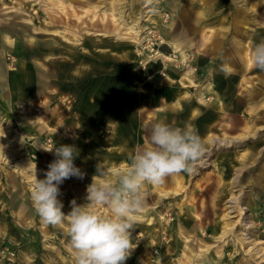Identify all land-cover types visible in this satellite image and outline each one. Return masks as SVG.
<instances>
[{
  "label": "rangeland",
  "instance_id": "1",
  "mask_svg": "<svg viewBox=\"0 0 264 264\" xmlns=\"http://www.w3.org/2000/svg\"><path fill=\"white\" fill-rule=\"evenodd\" d=\"M183 1L160 0L154 14L146 0H0V264H73L67 222L44 224L30 198L31 182L44 179L57 159L54 151L45 149L72 145L77 150L74 164L83 179L72 177L59 186L58 199L67 214L72 200L87 203L93 177L96 183L112 182L114 173L127 166L129 152L148 143L152 124L164 121L166 113L152 106L162 107L161 96L156 102L151 92L158 85L169 89L164 80L169 70L181 73L178 80L192 88L184 89L183 98L197 96L193 88L200 86L199 103L209 99L205 109L193 99L191 108L199 110L183 125L194 127L199 135L211 117L213 97L206 99L210 90L205 81L212 70L213 88L218 94L231 89L228 99L236 103L234 110H225L222 121L214 118L207 127L206 135L216 142L207 139L204 159L197 171L184 174L181 186L175 185V175L161 185H146L145 207L132 232L136 247L125 264H264V103L246 119L248 110L241 100V83L255 85L264 71L252 65L245 71L240 63L238 71L227 73L218 71L217 62H193L201 45L194 44L201 39L197 35L208 37L214 26L200 25L198 17L183 19L190 8ZM189 6L202 11L197 1ZM259 12L257 29L264 26V12ZM147 20L155 24L148 27L153 37L142 34ZM123 27H133L138 34L123 38ZM114 28L121 32L114 34ZM4 35L16 41L14 47ZM154 36L184 43L180 47L187 63L180 65L178 51L174 62L167 46L159 50L163 58L155 56L158 51L151 53L157 47ZM48 40L54 45L46 46ZM229 81L232 86L227 88ZM182 83L178 87L184 88ZM145 102L149 109L141 118ZM246 122L251 126L243 130ZM166 191L173 195L168 197ZM234 197L238 200L232 210L229 200ZM238 203L248 208V230L240 224ZM166 210L175 217L166 229L168 245L161 242L164 219H158ZM185 247L196 255L192 262L184 256Z\"/></svg>",
  "mask_w": 264,
  "mask_h": 264
},
{
  "label": "clouds",
  "instance_id": "2",
  "mask_svg": "<svg viewBox=\"0 0 264 264\" xmlns=\"http://www.w3.org/2000/svg\"><path fill=\"white\" fill-rule=\"evenodd\" d=\"M146 4L152 13L159 11L160 0H146ZM251 64L264 71V42L252 50ZM45 150L54 151L57 159L49 164L44 179L35 178L30 184L35 213L46 225L67 222L73 264H125L136 247L132 232L145 207L146 185H161L172 175L193 174L208 149L194 127L155 122L148 143L129 152L127 166L114 173L113 181L96 183L93 177L87 203L78 205L72 200L67 214L58 199L59 186L72 177L83 179L84 174L74 164L77 150L72 145Z\"/></svg>",
  "mask_w": 264,
  "mask_h": 264
},
{
  "label": "crops",
  "instance_id": "3",
  "mask_svg": "<svg viewBox=\"0 0 264 264\" xmlns=\"http://www.w3.org/2000/svg\"><path fill=\"white\" fill-rule=\"evenodd\" d=\"M194 1L195 2L197 1L199 3L202 11H194L193 7L189 6ZM183 2L186 4H189L187 6L190 7L188 8L189 12H187L189 14L184 12L185 15L183 19H187L185 17L186 15H189L188 18L191 19V21L193 20L194 17H198L202 21L200 22L201 23L200 25H203V23L204 24L208 23L210 24V26H214L213 28H215V29L212 28L211 33H210L211 35H209L208 37L207 36L203 37L201 33L200 35L199 34L197 35L198 38L200 37L201 39H198V43H194V44H201V45H197L199 49L197 50V52L199 53V55H196V57H194L192 61L198 62V63L217 62L219 64L217 67L219 68L218 71H224L227 73H229V71L233 69L238 71L239 70L238 64L243 63V67L245 71H248L252 65L251 64V53L255 47V46L253 47L251 46V50H249L250 44L252 45V44H257L259 42L260 43L264 42V26L262 28L259 27L258 29L255 28L256 14H260L259 9L260 10L262 9V13L264 12V0H184ZM225 9L228 10V13H224ZM115 29L117 30V28H114V30ZM197 31L200 32L201 29L197 28ZM249 32H254V34L251 35ZM111 38L112 37H110L112 46H116L117 45L116 42ZM3 40L10 47L15 46L14 44L16 43V41L10 40L8 35H4ZM226 40L228 41L227 43L225 42ZM51 43H53L52 45H54V42L50 40H48L45 44L46 46H50ZM168 43L170 46H172L171 48L173 52L178 51V53L181 54L182 56L181 62L187 63L185 58L183 57L185 52L180 47L184 43L180 42L178 39L175 40V42L168 41ZM97 44H98V41L94 40V45L96 46ZM189 47H192V44ZM213 71L214 70H212L210 73L211 75H209L210 79L205 81V82L208 81L211 85L210 92H206V95H205L206 99L208 95L213 97L212 99L213 106L210 108V110H212L211 117L207 118L205 123L202 124L203 130L200 132V136L202 138L203 137L205 138V139L203 138L205 142H207V139H208L207 137H209V135H206L207 134L206 131L210 123L212 124L214 123V118H216L218 122H220L221 118L223 120V118L225 117L224 115L225 110L226 111L234 110L233 105L236 103L235 100L234 102L231 103L230 100L228 99L231 89L221 90V92H219L218 94L216 90L213 88L212 80L216 79V76L214 75V73H212ZM177 72L178 71L176 70L174 71L169 70L168 75L164 78L165 82L169 85L168 86L169 89H165V87L160 88L158 85V89L151 92L152 96L156 98L155 99L156 102H157V98L161 96L162 104H163L162 107H159L157 103L156 104L152 103V106L166 113L164 122L167 121L166 123H168V120H169V123H171L170 126L174 125L177 127L179 126L183 127L185 123H189L190 121H192L193 113L199 110V108H195V107L191 108L192 100L195 99L198 102L200 109H205L207 105V101H209V99H207L205 104L199 103L198 93H199L200 86L193 88L197 90L196 92L197 96H190L192 98L189 100H187L186 98H183L182 92L184 91V89H192V88H190L187 84H185V82L182 83L178 80L181 73L177 75ZM182 78L183 77H180V80ZM188 79H192V78H188ZM259 80L255 85L251 87L246 86L248 82L245 83L244 81L241 83L240 81L241 86L245 87L244 88L245 91L242 92L243 97L241 98V100H244L246 109L248 110L247 113H245L246 119L250 118V114L253 113L254 107L259 105L258 103H264V76L260 77ZM181 83L183 84L184 88L178 87L179 85H181ZM227 84H228V87L226 86L227 88H230L232 86V82L230 81L227 82ZM17 87L19 88L18 85ZM188 94L193 95L190 92ZM185 95L186 97L189 96L187 94H184V96ZM183 99H186V102L181 101L180 103H178V101L183 100ZM215 101L216 102L220 101L221 103L219 102L218 104L214 105ZM229 102L231 103L232 108H228ZM148 106L146 102L143 103V107H142L143 112H142L141 118L144 115H146L145 112L149 109ZM260 106H264V105H260ZM226 107L228 109H226ZM217 109L222 112H217ZM261 109L264 110V107H261ZM147 116H149V114H147ZM225 126L228 127L227 124H225ZM249 126L251 125H249V123L246 122L243 126V130H248ZM252 126H253V123H252ZM253 128H254V133H256L255 125L253 126ZM221 130L224 133V130L223 129ZM94 157L96 158L98 157V155ZM184 174L185 173H183V175L181 176L175 175V185L176 186H181L182 184L181 182L183 180ZM180 189H178V192L180 191ZM166 192L169 193L168 197L170 195H173L172 194L173 191L172 193H170V191H166ZM195 264H198V263L195 262Z\"/></svg>",
  "mask_w": 264,
  "mask_h": 264
},
{
  "label": "bare ground",
  "instance_id": "4",
  "mask_svg": "<svg viewBox=\"0 0 264 264\" xmlns=\"http://www.w3.org/2000/svg\"><path fill=\"white\" fill-rule=\"evenodd\" d=\"M113 17H115V16H113ZM146 21V20H145ZM148 21V20H147ZM147 25H145V27L142 29V34L143 33H146L147 35H150V37H153V32H150V28H148L149 27V25H155V24H152V22H145ZM122 32H121V29H115L114 30V34L115 33H117L118 31H120L121 32V36L124 38L125 36H127V35H129V34H132L133 32H135L136 34H138V32L137 31H134V28L133 27H123L122 28ZM146 38V37H145ZM154 38H157V40H155V46L157 45V47H155V50H152V51H150L151 53H156L157 51V55H155V56H157V57H159V56H161V58H163L164 57V55H160V53H159V50L160 49H163V48H165V46H167V48L170 50V52H171V57L170 58H172V60L174 61V62H177L179 59H177V56H175V54H174V52H173V50H172V46H170L169 45V43L168 42H166L165 41V39H163V37L162 36H155ZM149 42H151L152 40H148ZM153 42H154V40H153ZM157 42H159L158 44H157ZM139 45H141L142 44V41H140L139 43H138ZM15 45V44H14ZM159 45H161V46H159ZM173 45V44H172ZM150 46V45H149ZM150 48H151V46H150ZM177 48V47H176ZM175 49V48H174ZM165 58H167V59H170L169 57H165ZM245 59V58H244ZM185 60H186V62H187V60L188 59H186L185 58ZM179 62H180V65H181V60H179ZM184 63V62H183ZM187 73V72H186ZM189 73L190 74H192L193 73V71L191 70V71H189ZM191 85V84H190ZM205 88L206 89H208V90H210L211 89V85H210V83H208L206 86H205ZM201 91V90H200ZM175 108V107H174ZM175 110V109H174ZM207 137V136H206ZM208 138V140L210 141V142H216V139L215 138H212V136H209V137H207ZM219 142L220 143H223V144H228L229 142H227V141H225V140H219ZM221 145V144H220ZM236 200H238V198H236V197H234L233 199H230L229 200V204H230V209H232V208H234V202L236 201ZM237 206H238V209H239V211H240V215H241V219H240V224H242V226L245 228V230H248L250 227H252V221L249 219V217H248V215H247V209L248 208H246L244 205H242L241 203H238L237 204ZM233 210V209H232ZM229 213H232V211H229ZM250 238L252 237V235H250L249 236ZM248 239V238H247ZM250 241H253L252 239L250 240ZM252 244V243H251ZM248 245L249 246H251L249 249L250 250H254V248H253V246L252 245H250V242L248 243ZM248 249V250H249ZM184 250H186V252L184 253V256H187V258H188V260L190 261V262H192V260L193 259H195V257H196V255L195 254H193L192 252H190L188 249H187V247H185L184 248Z\"/></svg>",
  "mask_w": 264,
  "mask_h": 264
},
{
  "label": "built area",
  "instance_id": "5",
  "mask_svg": "<svg viewBox=\"0 0 264 264\" xmlns=\"http://www.w3.org/2000/svg\"><path fill=\"white\" fill-rule=\"evenodd\" d=\"M170 210H172V209H170ZM170 210L169 211L166 210L162 216H158L159 221H160V218L164 219L163 222H164V229L165 230H163L161 232V242L165 245H168L170 243V240H171V238L168 236V232L166 229H167L168 225H170L171 223H173L175 221V217H174L172 211H170ZM153 254H154V256H156L158 258L160 253L158 250H154Z\"/></svg>",
  "mask_w": 264,
  "mask_h": 264
}]
</instances>
